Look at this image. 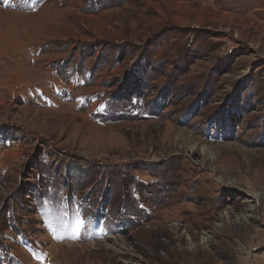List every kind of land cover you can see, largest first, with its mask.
Wrapping results in <instances>:
<instances>
[{"label":"rangeland","instance_id":"1","mask_svg":"<svg viewBox=\"0 0 264 264\" xmlns=\"http://www.w3.org/2000/svg\"><path fill=\"white\" fill-rule=\"evenodd\" d=\"M41 1L0 0V264H264V0Z\"/></svg>","mask_w":264,"mask_h":264},{"label":"crops","instance_id":"2","mask_svg":"<svg viewBox=\"0 0 264 264\" xmlns=\"http://www.w3.org/2000/svg\"><path fill=\"white\" fill-rule=\"evenodd\" d=\"M105 1V0H104ZM45 3V1L44 0H42L41 1V3L40 4H44ZM74 67L76 68V71L77 72H74V69H73V67H70V70L68 69V73L70 74V81H69V84H77V82H78V80L79 79H84L85 78V76H87L88 74H84V73H81V72H78V69H77V67H76V65H74ZM61 74H59V76H58V78L60 79L61 78V76H60ZM57 80L56 82L53 80V81H49L48 82V86H50V88L52 89V90H60L62 87H63V82L65 81V79H60V80ZM73 82V83H72ZM69 84L66 86V88L68 89V90H70L69 89ZM140 84V83H139ZM77 88H78V85H77ZM40 91V93H41V95H42V88H40V87H33V88H28V93L29 94H32L33 92L35 93V92H37V91ZM84 118L87 120V116H84Z\"/></svg>","mask_w":264,"mask_h":264},{"label":"bare ground","instance_id":"3","mask_svg":"<svg viewBox=\"0 0 264 264\" xmlns=\"http://www.w3.org/2000/svg\"><path fill=\"white\" fill-rule=\"evenodd\" d=\"M6 14H10V15H15L13 13H6ZM182 140H184L188 145L194 141L197 140L196 137L193 136L192 132H187L186 130L183 131V136L180 137ZM199 140V139H198ZM69 245H74V246H69V245H66L65 247H67L68 249H75L76 246H79L80 244H72V243H68ZM107 245V244H106ZM110 245V244H109ZM90 247L91 246H95L94 244H91L89 245ZM108 246V245H107ZM83 247V246H81ZM117 250V249H116Z\"/></svg>","mask_w":264,"mask_h":264},{"label":"snow or ice","instance_id":"4","mask_svg":"<svg viewBox=\"0 0 264 264\" xmlns=\"http://www.w3.org/2000/svg\"><path fill=\"white\" fill-rule=\"evenodd\" d=\"M80 225H81V226L83 225V221H80Z\"/></svg>","mask_w":264,"mask_h":264}]
</instances>
